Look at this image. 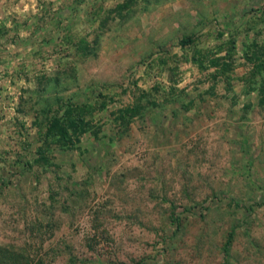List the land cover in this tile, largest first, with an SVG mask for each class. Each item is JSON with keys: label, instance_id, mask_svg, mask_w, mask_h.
Returning <instances> with one entry per match:
<instances>
[{"label": "rangeland", "instance_id": "374dc122", "mask_svg": "<svg viewBox=\"0 0 264 264\" xmlns=\"http://www.w3.org/2000/svg\"><path fill=\"white\" fill-rule=\"evenodd\" d=\"M0 264H264V0H0Z\"/></svg>", "mask_w": 264, "mask_h": 264}, {"label": "trees", "instance_id": "16d2710c", "mask_svg": "<svg viewBox=\"0 0 264 264\" xmlns=\"http://www.w3.org/2000/svg\"><path fill=\"white\" fill-rule=\"evenodd\" d=\"M192 38H185L181 42L184 45L192 43ZM60 120L57 117H54L53 121L51 122L50 128L48 130V135H60V136H66L68 135L67 128H60ZM232 236L229 237L228 242L226 244V248L229 247L231 244Z\"/></svg>", "mask_w": 264, "mask_h": 264}]
</instances>
